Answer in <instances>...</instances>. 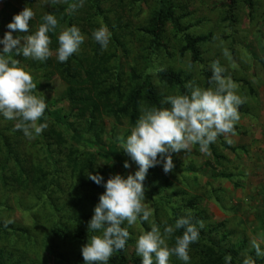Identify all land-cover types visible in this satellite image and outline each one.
<instances>
[{
    "label": "rangeland",
    "instance_id": "rangeland-1",
    "mask_svg": "<svg viewBox=\"0 0 264 264\" xmlns=\"http://www.w3.org/2000/svg\"><path fill=\"white\" fill-rule=\"evenodd\" d=\"M71 2L72 0H68V3ZM96 2L99 11L89 0H84L82 8L68 13V3L64 2L52 5L45 0H0V38L8 31L7 25L13 16L27 6L35 13L30 21L33 31L42 23V16L47 13L57 17L60 28L75 25L80 29L85 40L79 52L73 54L68 61H83L85 50L90 52L91 46L99 45L93 39L92 32L101 26L122 40L124 46L118 47L112 54L116 53L115 57L110 59V73L106 76L100 72V78L94 74L89 78V86L85 82L82 84L80 73L83 71L80 65L57 60L55 50L58 47L60 28L56 33L49 34L53 55L47 61L40 62L12 54L13 58L19 59L20 66L32 74L34 83L37 84L34 94L44 97L47 105L54 106L64 117L69 106L65 95L74 94L86 87L88 90L98 81L102 85L107 84L122 70L126 88L129 84H139V80L148 81L154 89L159 107L166 106L161 101L166 95L173 93L169 89L166 91L165 82L158 76L159 72L178 74L185 85L194 81L197 85L207 86L209 81L204 68L206 66L207 70H211L212 62L218 60L225 69L224 75L232 79L237 86V94L245 100L239 108L240 120L235 125V135L230 136L232 143H227L224 136H219L209 146L210 154L201 153L198 146H193L187 152L173 154L175 168L169 174L163 172L162 164L150 168L143 182L146 202L153 213L150 219L161 227L163 221L173 224L176 218L187 215L190 210L193 223L203 221L205 229L212 228L215 231L217 229L213 225L221 226L226 250L240 254V257L251 256L256 261H264V257H257L253 253L255 251L250 245V241L255 239L264 249V0ZM164 21L165 30L158 38L154 33L160 22ZM18 34L13 32V36ZM185 36H192L195 40L205 65L200 64L197 58L195 61L193 53L187 48L189 41L186 42ZM65 70L69 76L64 79ZM74 81L77 82L76 85L71 84ZM142 103L151 105L145 98L135 108L125 104L118 109L125 110L120 116L102 109L106 124L104 134L96 132L91 143L87 147L83 146L95 155L98 168L111 165L116 169L114 174H121L125 178L138 170L135 162L122 150L120 137L130 134L131 127L140 115ZM1 124L3 128L7 126V122L2 121ZM69 139L77 143L72 137ZM25 141L27 147L37 155L38 149L34 144L42 142L40 135L38 139L25 138ZM4 146L8 148L9 144L4 142ZM20 151H25L22 144ZM8 156L6 150L2 149L0 174L12 165ZM65 156L67 153L64 158ZM51 159L50 156L49 160ZM126 161L129 168L124 167ZM72 167L77 172L63 166L65 177L60 176L61 184L55 185L67 192L65 195L70 198L71 203L65 212H54V221L48 218L49 212L38 209L35 197L23 198L19 205L16 198L4 192L0 186V257L14 256L15 261H24V264H45V258L49 259L55 254L72 255V251L76 249L75 244L82 246L87 242L88 235L93 233L88 234V228L80 230L79 226L93 212L99 196L73 191L70 187V182L84 178L89 172L87 156L78 150ZM50 170L53 173L49 174ZM55 170L54 167L49 169L50 180V175ZM181 193L184 194L181 196ZM72 197L76 200V205ZM187 199L196 201V209L191 210L185 206ZM199 212H204L200 214L203 219L195 220L194 217ZM5 219H12L14 222L5 226ZM55 227L58 235L54 234ZM197 227L199 228L198 224ZM146 230H150L149 223L140 221L129 229L130 238L125 256L142 261L135 252V241ZM43 232L48 233L46 245L41 235ZM174 235L182 234L177 230ZM32 243H37V248L41 251L38 257L24 254L25 246ZM192 250L194 251L191 252ZM209 251L211 250L198 242L191 244L188 264H195L197 252L208 255ZM214 257L224 260L217 252ZM170 264L184 262L173 256Z\"/></svg>",
    "mask_w": 264,
    "mask_h": 264
},
{
    "label": "clouds",
    "instance_id": "clouds-1",
    "mask_svg": "<svg viewBox=\"0 0 264 264\" xmlns=\"http://www.w3.org/2000/svg\"><path fill=\"white\" fill-rule=\"evenodd\" d=\"M55 5L68 0H45ZM84 6V0H72L66 11L73 13ZM35 16L30 7H24L15 14L7 25L8 31L0 38V115L6 120L16 121L15 129L22 131L28 139L42 134L46 123H38L48 107L45 98L35 93L37 84L33 76L20 66L22 56L45 62L52 55L50 33L60 28L57 17L52 13L42 16V23L33 31L30 21ZM13 32L19 34L13 36ZM92 37L102 50H107L111 33L104 26L95 29ZM55 55L58 62H66L78 53L85 40L80 29L72 25L60 28ZM212 76L210 87L198 86L189 81L183 94H169L156 105L140 106V115L130 129V134L121 136V148L138 166L134 174L125 178L121 174L110 175L106 182L99 173L89 172L87 178L105 189L99 196L93 215L88 222L87 242L81 247L84 264H108L117 251L125 249L130 238L129 229L138 221L147 222L150 230L141 232L135 241V252L142 258V264H170L174 256L188 264L190 245L198 242L203 221L192 222V213L167 220L158 225L152 221V209L145 196L144 181L150 168L163 166L165 174L174 168L173 154H180L198 146L199 151L210 154L209 146L224 136L231 144L235 125L240 120L239 108L245 100L237 94V86L228 76L220 62L210 65ZM125 168L130 165L126 161ZM14 221L5 219L8 226ZM199 225V228L197 227ZM183 229L182 235H174ZM174 241L173 243H169ZM257 257H264L261 243L250 241ZM225 264H231L230 254L224 257ZM242 264H255L251 256H245Z\"/></svg>",
    "mask_w": 264,
    "mask_h": 264
},
{
    "label": "trees",
    "instance_id": "trees-1",
    "mask_svg": "<svg viewBox=\"0 0 264 264\" xmlns=\"http://www.w3.org/2000/svg\"><path fill=\"white\" fill-rule=\"evenodd\" d=\"M89 1L95 5V8L99 11L98 5L95 4L97 3L96 0ZM165 23V21L160 22L157 32L154 33L156 37L160 38L162 36L161 34L165 30ZM174 26H176V23H174ZM187 37H189V39ZM185 40L186 42L187 40L189 41L187 43V48L193 53L195 61L197 58L199 59L200 64L205 65V61L202 57L203 55L192 36H185ZM123 46L124 44L122 40L111 34L107 50H102L100 45H94L90 47V52L85 50L82 56L83 61L80 59H77L75 62L67 60L65 63L80 65L83 71L80 73L83 80L82 84L85 82V85L89 86L91 85L89 78L94 74H97L98 78H100V72L105 73L106 76L110 73L112 70V68L109 67L110 59L114 58L116 53L113 56L112 54L118 47ZM204 72L206 79L210 81L212 76L211 70H207L205 66ZM66 76H69L67 70H65V74L63 75L64 79ZM158 76L165 82L164 85L166 91L169 89L173 94H183L187 91L185 83L180 80L178 74L168 71L159 72ZM125 83L124 70H122L113 81L109 80L107 84L102 85L98 81L96 85L89 87L88 90V87H86L74 94L70 93L65 95L67 102L69 103L65 117L61 116L60 112H58L54 106L48 104L44 116L39 121V123L47 124L46 129L40 134L42 142L34 144L35 148L38 149L37 155L33 153L31 148L27 147L28 144H26L25 141L26 137L23 136L22 131L15 129L16 121H9L4 117H0V154L2 153V149L6 150L9 155L8 157H10V161L12 162L11 167L7 169L6 172L0 174V186L3 188V191L15 197L17 204L19 205L23 202V198L35 197L38 209L45 213L49 212L48 218L50 221H54V212H65L71 203L70 198L65 195L67 192L62 191L60 187L58 188L55 185L61 184L62 179H60V176L65 177L63 175L64 170L62 169L64 165H66L71 171L77 172V170H75L76 168L72 167V165L75 162L78 150L81 154L87 156L89 160V172L92 174L99 173L104 177V182L107 181L110 175H115V167L107 165L104 168H98L95 155L83 148L84 145L87 147L91 143V138L96 132L104 134L106 130L102 109L104 111L114 112L116 116H120L125 113V110L120 109L118 111L119 108L125 104L135 108L143 98L147 99L148 103L151 105L159 107L154 89L148 81L143 82L139 80V84H129L128 88H126ZM207 83V86L200 84H198V86L204 88L212 86L209 82ZM71 84L76 85L77 82L74 81L71 82ZM133 116H135V111L133 112ZM2 121L7 122L5 128H3L1 124ZM61 129H63V131H61ZM38 136H35V138L38 139ZM70 137L75 139L78 144L73 143L69 139ZM4 142L9 144L8 148L4 146ZM12 142H14V145H12ZM21 144L25 150L24 152L20 151ZM76 144L77 146H74ZM49 152L52 155L49 154ZM65 153H67V156L64 158ZM48 156L52 157V162L49 160ZM215 158L217 157L215 156ZM53 167L56 168V173L54 172V174L50 175V180L48 172L49 169H52ZM89 172L86 173L84 178L78 179L74 183L70 182V187L73 191L79 190L90 196H100L105 189L102 185H97L95 182L87 178ZM51 173L53 172L50 170L49 174ZM54 188L57 190H53ZM183 194L184 193H181V196ZM72 201L76 205L74 197H72ZM185 201V206L188 209H196V201L191 199ZM222 209L224 208L222 207ZM202 213L204 212H199L194 219L202 220L203 218L200 215ZM92 215L93 212L80 224V230L88 228V222ZM213 226L217 229L216 231L212 228L210 230L207 228L199 230L200 237L198 244L211 251H209L208 255L197 252L194 263L225 264V261L222 258L214 257L215 252H217L223 256V258L230 254L232 256L231 264H242L245 257H240V254H234L231 251L226 250L223 246L225 236L223 235L221 226ZM180 232L182 234L183 229H181ZM54 234L58 235L57 227L54 228ZM41 235L43 236L41 237L44 239V244L46 245L48 233L43 232ZM244 241L242 244L243 250L245 249ZM75 247L76 249L75 251H72V255L55 254L49 259L45 258V264H84L81 254L82 246L75 244ZM125 249L115 252L110 258L108 264H142V261H139L138 259H130L128 256H125ZM40 253L41 251L38 250L37 243L28 244L24 248V254L26 256L38 257ZM73 254L75 256H73ZM15 260L14 256H2L0 257V264H24V261ZM255 264H264V261L255 260Z\"/></svg>",
    "mask_w": 264,
    "mask_h": 264
}]
</instances>
